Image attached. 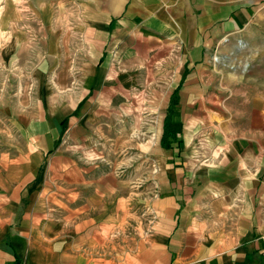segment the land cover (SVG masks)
I'll return each mask as SVG.
<instances>
[{
	"label": "crops",
	"instance_id": "1",
	"mask_svg": "<svg viewBox=\"0 0 264 264\" xmlns=\"http://www.w3.org/2000/svg\"><path fill=\"white\" fill-rule=\"evenodd\" d=\"M254 5L3 0L0 264H264V114L212 80ZM131 108L152 122L153 194L121 243L130 180L74 150L117 144Z\"/></svg>",
	"mask_w": 264,
	"mask_h": 264
},
{
	"label": "rangeland",
	"instance_id": "2",
	"mask_svg": "<svg viewBox=\"0 0 264 264\" xmlns=\"http://www.w3.org/2000/svg\"><path fill=\"white\" fill-rule=\"evenodd\" d=\"M252 2L255 4L252 22L240 30L239 36L232 43L220 47V51L213 55L212 80L218 92L227 96L236 112L264 114V0ZM2 6L3 0H0V15ZM5 32L0 28V41L7 37ZM5 80L8 83L7 77ZM28 85L32 92L34 82L30 81ZM3 93L7 94L5 87L1 86L0 94ZM129 98L137 106V98ZM143 110L129 109L128 114L132 119L125 120L122 137L117 144L108 139H98L88 147L81 144L82 147L78 145L74 150L86 162L101 160L118 164L116 175L130 180L126 193L124 191L123 194L128 220H125L123 228L111 229L109 236L113 238V242L119 240L122 243L123 239L134 237L151 220L148 202L153 191L146 180V165L150 160L149 148L153 144L154 134L150 130L152 122L147 118L146 110V116L141 118Z\"/></svg>",
	"mask_w": 264,
	"mask_h": 264
}]
</instances>
